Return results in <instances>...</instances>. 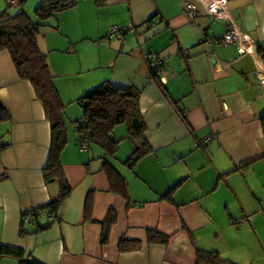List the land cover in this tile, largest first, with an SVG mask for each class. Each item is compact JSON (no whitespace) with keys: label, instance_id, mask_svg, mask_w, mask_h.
Wrapping results in <instances>:
<instances>
[{"label":"crops","instance_id":"crops-1","mask_svg":"<svg viewBox=\"0 0 264 264\" xmlns=\"http://www.w3.org/2000/svg\"><path fill=\"white\" fill-rule=\"evenodd\" d=\"M187 1L77 0L50 16L49 28L38 34L62 102L104 81L138 92L149 150L129 158L136 139L125 122L112 128L119 139L114 156L93 141L80 150L73 120L82 110L77 116L65 108L73 117L63 114L60 162L71 191L50 225L37 231L22 212L46 204L58 190L43 177L50 122L31 82L18 75L8 49H0V100L10 112L0 121V247H18L45 264H197V249L214 250L230 264H264V0H225L254 46L245 54L237 42H222L227 20L199 3L190 17ZM26 2L20 8L31 13ZM114 23L135 30L123 40L109 38ZM58 36L69 39L66 50L78 60L56 57ZM152 52L163 57L160 65L149 58ZM104 159L124 178V192L111 183ZM88 193L92 207L85 217ZM109 210L114 221L102 242ZM149 229L167 240L148 241ZM122 238L138 246L120 250ZM0 264H19V258L0 252Z\"/></svg>","mask_w":264,"mask_h":264},{"label":"trees","instance_id":"trees-1","mask_svg":"<svg viewBox=\"0 0 264 264\" xmlns=\"http://www.w3.org/2000/svg\"><path fill=\"white\" fill-rule=\"evenodd\" d=\"M76 1L39 0L34 8L35 15L38 16L37 20L31 18L21 8L10 12L7 8L8 4L0 9V49H8L18 75L31 82L36 96L42 101L45 114L50 122L51 144L47 163L43 168V177L46 182L56 181L58 190L56 196L51 198L46 204L34 206L22 212L23 222L28 221L35 224V228L32 231L41 230L50 225L53 218L56 217V211L60 203L71 191V185L62 170L60 162V151L66 142L67 131L63 117L64 103L53 82V73L48 64L46 53L38 44V34L44 26V20L54 15L57 11L74 5ZM22 3L23 0H20L18 4ZM76 102L82 110V116L73 120V123H77L79 135L81 133L88 134V145L90 141H93L102 146L105 155L114 156L118 148L119 139L112 135V128L118 123L125 122L128 126L130 137L133 140L136 139L135 149L129 158L135 160L149 150L147 145H143V142L146 143L144 140L145 121L138 107V92L130 86H116L104 81L79 95L76 98ZM9 116V110L0 100V121L8 119ZM0 145V148L4 147V145ZM78 148L84 150L79 147V142ZM106 162L109 163L104 159V163ZM108 168L113 174V178H110L111 183L124 192L126 187L124 178L113 166L110 165ZM168 193L169 189L160 195L166 197ZM91 207L92 197L88 193L84 203L85 217L90 215ZM44 209L47 211L46 219L40 222ZM49 215L51 218L48 217ZM24 216L26 220H24ZM113 221L114 212L109 210L102 221V242L107 240L108 229ZM20 232L26 233L23 228L20 229ZM147 239L148 241H166L167 235L158 230L149 229L147 231ZM126 240L123 238L119 240L118 247L120 250L128 249L130 246H138L137 241L128 242ZM0 252L17 256L19 264H45L32 254L25 255L23 249L15 246L2 245ZM196 253L197 264H230L227 259L221 257L214 250L197 249Z\"/></svg>","mask_w":264,"mask_h":264},{"label":"built area","instance_id":"built-area-1","mask_svg":"<svg viewBox=\"0 0 264 264\" xmlns=\"http://www.w3.org/2000/svg\"><path fill=\"white\" fill-rule=\"evenodd\" d=\"M19 2L20 0H7V4L9 5H17ZM198 3L202 4L204 9L208 13L214 14L215 16L228 21V23L226 24V28L223 32V36L221 38L223 43L237 42L241 54L253 52L254 46L251 47L246 43L247 41L246 36L230 16V13L227 10V7L225 6V0H188L185 4L184 12L188 16L194 17L199 12ZM149 22L150 20L147 22V25H149ZM134 30H135V26L133 25L120 26V24L114 23L111 24L109 28L108 37L123 40L126 32H132ZM182 53L184 55L187 54L188 49H182ZM149 58L154 60L155 64L157 65H160V63H162L163 61L162 60L163 57L157 56V54L154 52H152ZM260 81L264 85V78H261ZM210 138L211 135H208L204 138V141L207 142L208 140H210ZM88 140H89L88 134L81 133L78 137L79 147L81 149H85L88 145ZM48 217L51 218L50 215ZM23 218L24 220H26L25 216ZM244 219L245 218L242 217L240 218L242 222Z\"/></svg>","mask_w":264,"mask_h":264},{"label":"rangeland","instance_id":"rangeland-1","mask_svg":"<svg viewBox=\"0 0 264 264\" xmlns=\"http://www.w3.org/2000/svg\"><path fill=\"white\" fill-rule=\"evenodd\" d=\"M36 0H27V2L25 4H27V6L30 7L31 13H29L27 10V13L30 15L31 18L37 19V15H35L34 12V5H35ZM24 4V3H23ZM9 5V4H8ZM7 6V0H0V9L4 8ZM7 8L9 9L10 12H14L15 10H19L20 9V5H9L7 6ZM26 9V8H25ZM49 20L47 21L44 20V26L42 27L41 30H43L44 28H49V21L51 20V18H48ZM111 26V25H110ZM109 26V28H110ZM122 26V25H120ZM109 31V29H108ZM69 39L66 37H62V36H58L56 38V45L54 46L56 48L55 54L57 58H62L63 60L66 61H70V60H78L79 59V55L77 54V52L73 51V49H67V44H68ZM63 82H65L66 80H71L70 76L66 75V74H58V76ZM76 98L77 96L72 99V100H67L64 103V115L66 119H72L73 116L70 115H77L79 116L81 113V108L78 105V103L76 102ZM65 108L70 109L71 112L68 114V112H65ZM247 215V214H246ZM246 215L243 216H238L235 219V223H243L240 218H245Z\"/></svg>","mask_w":264,"mask_h":264}]
</instances>
